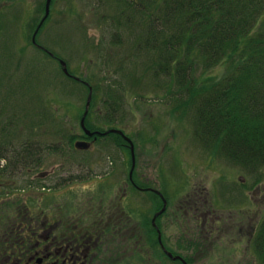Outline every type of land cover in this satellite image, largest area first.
<instances>
[{
	"label": "rangeland",
	"instance_id": "374dc122",
	"mask_svg": "<svg viewBox=\"0 0 264 264\" xmlns=\"http://www.w3.org/2000/svg\"><path fill=\"white\" fill-rule=\"evenodd\" d=\"M8 2L14 7L6 6L0 14V156L9 162L16 187L28 192L26 186L41 181L51 188L60 177H73L77 190L67 195L81 208L86 203L95 209L104 204L90 199L93 195L107 192L113 199L132 194L128 208L136 209L149 228L143 224L137 229L140 222H131L126 239L134 232L136 237L128 243L126 264H153L151 243L158 238L161 245L165 239L175 240L169 242L177 256L170 255L181 264L176 260L184 254L179 237L184 238L186 220L180 217L171 229L165 227V234L153 232L151 221L156 225L166 201L163 205L153 193L136 191L130 178L168 200L170 213L184 209L193 198H203L209 201L205 210L233 217L210 245L199 243V256L210 264H264L258 249L260 241L264 244V166L252 171L236 165L196 137L195 108L177 110L180 102L167 94L166 83L146 70L154 52L136 50L140 40L146 41V17H119L116 20L134 24L124 28L123 21L112 20L118 6L109 0H53L51 16L41 24L47 1ZM34 37L39 48L32 43ZM226 70L213 68L202 78H218ZM201 73L198 68L197 77ZM91 88L85 125L91 132L115 130L106 136H88L81 126ZM95 136L97 141H89ZM125 136L134 144V163ZM80 141L90 147L77 148ZM32 144L40 150L35 154L39 162L17 163L16 153ZM251 224L255 231L249 251L248 239L241 241L240 236ZM217 235L222 238L216 239L218 249L213 246Z\"/></svg>",
	"mask_w": 264,
	"mask_h": 264
},
{
	"label": "trees",
	"instance_id": "16d2710c",
	"mask_svg": "<svg viewBox=\"0 0 264 264\" xmlns=\"http://www.w3.org/2000/svg\"><path fill=\"white\" fill-rule=\"evenodd\" d=\"M109 1L118 6L112 16L116 22L141 14L148 20L146 41L140 40L136 50L154 52L146 70L166 83L167 94L180 102L177 110L195 108L196 137L236 165L252 171L262 168L264 0ZM121 24L134 26L125 19ZM222 66L227 70L220 79L202 78ZM39 151L33 144L24 145L14 159L37 163ZM259 246L264 257L263 240Z\"/></svg>",
	"mask_w": 264,
	"mask_h": 264
},
{
	"label": "flooded vegetation",
	"instance_id": "af4514ba",
	"mask_svg": "<svg viewBox=\"0 0 264 264\" xmlns=\"http://www.w3.org/2000/svg\"><path fill=\"white\" fill-rule=\"evenodd\" d=\"M8 1L0 0V14L9 5ZM8 7L13 8L14 4ZM50 16L51 10L48 18ZM32 43L34 44L33 39ZM97 139L98 137L95 136L89 141H97ZM13 175L9 162L2 160L0 163V264H126L128 243L130 246L132 239L136 237L134 232L130 240L126 239V232L133 228L131 222L133 220L140 222V225L136 226L137 229L143 224L145 228H149L146 220H143L136 209L128 208L132 206L127 202L129 196H132L130 193H124L123 197L116 194L113 199L107 192L93 195L90 199L95 202L102 201L104 205L95 209L83 202L85 207L81 208L79 201H73L72 196L67 195L68 192L71 190L74 192L76 189L77 179L73 177H60L51 188L40 185L41 181L38 182L39 184L31 183L26 186L31 188L27 192L16 187L17 182ZM130 180L131 186L136 191L153 193L154 197L160 198L163 205L166 201L167 209L161 217H157L156 225L151 221L155 229L153 232L160 231L165 234V227L171 229L180 217L186 219L183 228L184 238L179 237L183 241L184 254L178 255L176 262L212 263L199 256L198 245L202 244L201 242L210 245L211 238L215 237L216 233L222 235L228 218L233 216L223 218V215L218 216L217 210H205L204 206L206 203L209 204V201L206 202L203 198L199 200L193 198L187 202L184 209L171 210L170 213L168 200L159 193L151 191L154 190L152 187L144 186L143 182L139 184L138 181L136 183L132 181L133 179ZM75 198L78 199L77 195ZM107 201L109 204L105 205ZM92 205L94 206L95 203ZM165 214L166 216L162 218ZM254 231L252 224L246 232L241 231V241L244 237L248 239L249 251L254 242ZM221 235L220 237L217 235L215 240L218 238L221 240ZM169 241L175 243L174 239L173 241L165 239L161 245L159 238L151 243L153 244L151 250L154 253V257L151 258L153 264H175V259L169 254L177 255L174 244ZM218 244L220 243L216 240V244H213L214 248L218 249ZM159 247H163L160 255Z\"/></svg>",
	"mask_w": 264,
	"mask_h": 264
},
{
	"label": "water",
	"instance_id": "95a60500",
	"mask_svg": "<svg viewBox=\"0 0 264 264\" xmlns=\"http://www.w3.org/2000/svg\"><path fill=\"white\" fill-rule=\"evenodd\" d=\"M52 1H53V0H47V4H46V15H45V17H44V19H43V21H42L41 24H43L44 21L49 17V14H50V7H51V3H52ZM33 41H34V43L36 44V42H35V37H34ZM36 45H37V44H36ZM41 48H42V47H41ZM43 50H45V49L43 48ZM49 54H51V53H49ZM51 55H52V54H51ZM60 63H61V65H62L63 71H64L67 75H69L70 73L68 72L67 64H66L64 61H61ZM71 77H72V76H71ZM75 79L79 80L78 78H75ZM92 92H93V90H92V88H91V89H90V95H89L88 102H87V106H86V113H85V115L83 116V119H82V121H81V126H82L83 130L86 132V134H87L88 136H92V135H94V134H98V135H107V134H109V133L115 132V130H110V131L105 132V133H101V132H91L90 130H88V129L86 128V125H85V118H86V116H87V114H88V109H89L90 104H91V100H92ZM118 133L124 136V134H123L122 132H118ZM124 138L130 143V149H131V152H132V159H133V163H134V162H135V149H134V144H133V142H132L129 138H127L126 136H125ZM76 147L79 148V149H88V148L90 147V144H89L88 142H84V141L81 142V141H80V142H77V143H76ZM169 255H170V254H169ZM170 256L172 257V255H170ZM177 258H178V257H177Z\"/></svg>",
	"mask_w": 264,
	"mask_h": 264
}]
</instances>
